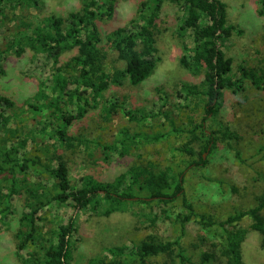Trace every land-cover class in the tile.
Wrapping results in <instances>:
<instances>
[{"label": "trees", "instance_id": "1", "mask_svg": "<svg viewBox=\"0 0 264 264\" xmlns=\"http://www.w3.org/2000/svg\"><path fill=\"white\" fill-rule=\"evenodd\" d=\"M80 2L79 9L65 17L51 14L38 19V24L33 26L26 19L31 10L41 12L42 0H0V23L9 18L17 24L15 35L0 52V75L4 74V53L21 57L27 49L34 55H44L54 67L48 84L40 85L32 101L25 104V111L15 102L0 98V222L8 214H14L11 203L15 198L20 199L24 212L19 218L15 239L22 263L71 264L77 221L72 216L67 223L59 221L47 229L45 215L54 206L71 205L75 211L90 210L105 217L130 211L136 205L145 206L152 214L160 213L146 220L153 228L161 220H170L173 204L180 198L181 211L172 225L182 235L192 223L204 235L215 226L219 229L214 232L211 243L205 245L199 264H247L241 248L248 230L259 234V245L264 250V193L253 196L252 207L216 222L211 216L196 212L183 187L186 173L206 168L209 158L221 149L232 153L239 164L246 163L238 148L241 136L218 121L217 116L224 90L237 95L245 89L246 81L261 89L264 72L259 70V76L254 69L241 66L240 76L232 75L233 59L226 57L224 46L233 35L240 36L242 32L229 24L226 5L220 0H147L141 3L138 18L129 27L103 37L99 22L112 17L116 0ZM166 4L182 12L177 27L180 37L190 33L192 39V48L184 46L179 64L193 76H202L199 84L181 83L177 97H182L191 107L185 106L189 113L202 111L204 115L200 121L188 116L182 125L171 121L169 129L150 138L122 132L118 146L96 148L108 162L111 155H132L143 141L158 143L175 134L181 135L184 141L174 150L188 159L176 168L163 169L152 161L139 162L113 182L102 183L84 176L79 184H72L68 156L88 152L89 146H80L81 139L70 135L71 127L86 119L111 87L125 84L137 87L153 75L157 66L159 24ZM258 5V15L264 17V0H258ZM72 51L76 53L65 64H59L62 56ZM103 105L107 119L118 112L130 121L144 122L147 118L128 111L118 100L105 101ZM24 113H31L29 122L33 123L26 132H22L24 129L16 120ZM164 114L170 120L169 113ZM263 151L264 145L258 153ZM136 193L145 197H138ZM245 218L250 220L248 229L239 225ZM206 240L203 236L199 238L201 244ZM105 252L87 264H152L158 258H163L164 264L188 262L178 238L163 241L153 234L131 247H112Z\"/></svg>", "mask_w": 264, "mask_h": 264}, {"label": "rangeland", "instance_id": "2", "mask_svg": "<svg viewBox=\"0 0 264 264\" xmlns=\"http://www.w3.org/2000/svg\"><path fill=\"white\" fill-rule=\"evenodd\" d=\"M147 0H116L115 10L111 18L99 22L103 37L119 28L129 27L132 20L138 18L142 2ZM226 5L229 24L235 25L242 34L233 35L224 46L227 58L233 59L232 75L240 76L239 67L252 68L260 76L264 72V17L258 15V0H220ZM41 12L31 10L26 19L28 24H38V19L48 15L65 17L69 12L80 7V0H42ZM39 15V17L36 16ZM36 17V18H35ZM182 12L169 4L165 5L164 16L160 21V34L157 37V66L151 77L140 86L132 87L125 84L113 86L103 94L102 100L88 117L75 124L70 129V135L81 139L80 146H89L88 152H78L68 156L69 178L72 184H79L84 176H91L102 183L113 182L121 173L126 172L133 164L152 161L160 168L172 166L176 168L182 160L188 157L174 149L184 141L181 135L171 134L161 142L143 141L132 155L120 157L111 155L104 161L96 146H118L122 132L129 136L140 135L147 138L169 129L171 121L175 125L187 122L188 116L200 121L202 111L189 113L182 97L178 98L181 83L199 84L202 76H193L182 68L179 60L184 46L192 48L190 33L180 37L177 31ZM0 23V52L6 49V43L15 35L17 25L9 18ZM76 52L64 54L59 64H65ZM113 56L111 59L113 60ZM120 67L121 64H118ZM2 67L4 74L0 75V98H7L25 111L27 102H31L42 83L53 73L52 62L44 55H34L26 50L21 57L12 53H4ZM244 90L237 95L224 90L222 106L217 119L241 136L238 148L242 152L245 164H239L232 153L220 150L209 158L206 168L200 167L186 173L184 192L196 212L211 216L216 222L225 220L229 215L253 206V196L264 193V151L258 153L264 145V79L261 89H255L248 81ZM123 102L128 111L136 115L147 116L144 122L130 121L122 112L109 119L103 111L106 102ZM26 104V105H25ZM188 108H186V107ZM164 113H169L167 120ZM6 114H10L9 112ZM31 113L20 114L16 119L22 132L28 131L33 123L29 122ZM126 137V135H123ZM139 136V137H140ZM141 138V137H140ZM51 142V141H49ZM52 144V143H49ZM32 145V144H31ZM30 145V146H31ZM120 146V145H119ZM208 154L205 155V159ZM197 159V158H196ZM138 197L144 194L136 193ZM14 214H8L0 222V264H23L16 249V231L19 218L24 212L20 199L11 203ZM181 211V200L178 198L171 209L170 220H161L156 226L149 227L147 218H153L145 206L136 205L130 211L114 213L109 217L93 214L90 210L75 211L71 205L57 207L47 213L46 227H54L59 221L67 223L74 216L78 225L75 235L71 264H87L94 257L106 254L105 249L112 247H131L148 235H155L163 241L179 239L180 248L184 251L186 264H199L202 251L206 244L211 243L217 226L211 232H203L194 223L188 225L186 234L172 225L176 215ZM147 220V221H146ZM242 228L250 225L245 218L240 224ZM205 237L206 243L201 244L200 237ZM260 236L248 230V236L241 248L243 261L247 264H264V250H261ZM31 251L30 249L27 250ZM26 252L20 253L25 256ZM163 258H158L152 264H164Z\"/></svg>", "mask_w": 264, "mask_h": 264}]
</instances>
